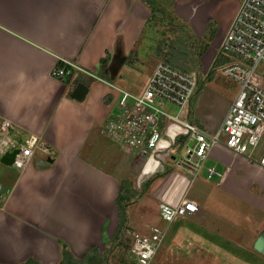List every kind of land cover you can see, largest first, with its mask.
I'll use <instances>...</instances> for the list:
<instances>
[{
  "label": "crops",
  "instance_id": "1",
  "mask_svg": "<svg viewBox=\"0 0 264 264\" xmlns=\"http://www.w3.org/2000/svg\"><path fill=\"white\" fill-rule=\"evenodd\" d=\"M242 2L174 0L173 9L202 39L211 21L219 26L217 33H228ZM150 17L142 0H0V125L8 120L41 136L51 149V154L39 152L24 168L15 166L17 173L11 170L0 179V264H59L62 244L79 261L92 249L106 252L119 228L117 199L123 182L115 172L121 155L106 145L101 127L111 112L109 95L117 77L145 36ZM108 54L112 83L98 78ZM60 61L85 72L82 84L90 88L85 100L72 98L77 86L71 90L54 77ZM207 87L192 102L193 120L216 133L238 94L227 98L222 118L213 119L200 106ZM229 152L215 146L205 164L223 176L218 186L229 192L216 194L224 200H249L264 213V168ZM213 161L225 167L223 172ZM182 189L177 183L162 200H175ZM201 195H188L200 207L190 220L196 225L207 221L190 240L210 246L203 230L221 225L226 235L249 243L250 235L234 232L240 229L222 220L210 198ZM260 233L253 236L254 247L264 243V229Z\"/></svg>",
  "mask_w": 264,
  "mask_h": 264
},
{
  "label": "built area",
  "instance_id": "2",
  "mask_svg": "<svg viewBox=\"0 0 264 264\" xmlns=\"http://www.w3.org/2000/svg\"><path fill=\"white\" fill-rule=\"evenodd\" d=\"M221 48L229 59L223 73L239 83L240 90L216 133L182 119L200 84L196 71L185 72L161 61L143 93L136 95L113 87L109 95L111 112L101 133L119 145L125 157L143 163L146 175L154 174L164 164L175 170V183L183 189L175 200L163 199L159 205L162 219L169 224L199 213V205L188 195L215 146L264 168V154L260 160L248 154L264 137V0H243ZM68 66H57L53 75L58 80L68 78L70 87L85 72L77 65ZM15 150V166L20 169L39 152L51 154L41 136L3 119L0 157ZM208 175L213 178L219 173L211 168ZM150 230L149 235H138L133 241L131 253L136 264H152L167 236V230L159 227Z\"/></svg>",
  "mask_w": 264,
  "mask_h": 264
},
{
  "label": "rangeland",
  "instance_id": "3",
  "mask_svg": "<svg viewBox=\"0 0 264 264\" xmlns=\"http://www.w3.org/2000/svg\"><path fill=\"white\" fill-rule=\"evenodd\" d=\"M169 15L170 13L168 12ZM174 15L176 16V14ZM168 19H171V16ZM175 20L178 21L177 19ZM181 21L186 23L184 19ZM211 22L214 23L216 29L214 38L210 43V45L213 43V47L206 51L204 48L205 52L201 57L203 71L200 82L202 81L203 85H201L200 89L208 87L202 94L200 106L203 111L210 113L213 119H220L227 106V98L231 100L235 97L236 93L238 94L240 84L223 73L229 59L222 51V48L220 47V50H218L217 47L218 42L223 43L226 32L224 30L220 34L219 32L217 33L219 26L214 21ZM186 24L192 29L189 23ZM176 33L178 31L173 26L162 23H157L153 29L148 28V31H146L145 36L137 47L139 54L138 61L134 62L133 65L123 66L117 77L116 88L136 95L143 93L152 77L154 68L159 62L163 61V58H160L155 51L160 47L165 50L167 46L165 40L167 38L168 40L172 39ZM193 36L188 35L191 38ZM207 36L208 33L205 37H202L203 41H198L199 53L202 50L204 38ZM193 38L197 39V37ZM185 46H182L178 50L177 58L188 63L186 61V49L190 48L192 43H190V46ZM215 91L220 95L217 96ZM199 92H196L193 103H195L197 95L199 99L201 94ZM194 105L191 104L187 115L184 113L182 119L188 118L191 122L198 124L193 120ZM221 139L225 140L224 137ZM105 143L111 146L116 154L121 155L115 172L127 188L124 193L125 197L129 201H132V204L128 206L130 217L129 232L121 243L115 244L111 242L108 244L106 252L110 251L111 259L109 263L105 264H136V260L131 253L133 241L138 235H149L152 227L167 230L164 243L152 264H264V251H256L252 240L253 236L264 229V213L256 207H252L248 202L249 200H240L235 197H223L227 198L225 200L220 199L222 197L216 193L229 192L225 188L218 186L220 181L219 176L211 179L208 177V162L204 166L200 177L191 187V198L194 199L197 195L201 194L204 200L210 198L211 203L209 205L213 207L219 216H222V220L240 229L234 232L242 233L244 238L247 234L250 235L249 243L242 240V238L237 239L234 235H226L227 231L221 230V225L217 229L210 231L203 230L207 233V240H209L210 246H201L194 243L190 240L191 236L195 238L196 231L199 229L198 226L205 227L207 221H201L198 223L199 225H196V221L192 222L190 220L191 217H187L169 224L162 219L160 214L159 205L163 196L166 194V191L169 192L176 185L173 166L164 164L159 169L156 168L157 170L154 174L146 175L143 173V163L140 161L133 162L134 158L128 159L125 157L122 154L120 146L116 143H112L108 139ZM248 154L256 160L262 158L264 154V137L258 147L255 149L250 148ZM232 155H230L231 158L233 157ZM210 164L219 168L220 172H223L225 168L222 164L215 161ZM8 167L0 161V179H2L4 174L10 173L11 170L15 173L18 172L15 166ZM210 193L214 194L207 195ZM217 201L221 204H217ZM212 216L214 217L215 214ZM203 236L205 235L203 234Z\"/></svg>",
  "mask_w": 264,
  "mask_h": 264
},
{
  "label": "trees",
  "instance_id": "4",
  "mask_svg": "<svg viewBox=\"0 0 264 264\" xmlns=\"http://www.w3.org/2000/svg\"><path fill=\"white\" fill-rule=\"evenodd\" d=\"M143 4L147 6V8L151 11V17L147 22L146 31H148V28L155 27L157 23H162L164 25H171L174 29H177L178 33L176 35L168 40V38L165 40V43L167 44L165 50L160 47L155 52L158 53L160 58H163L164 62H167L169 64H172L173 66L181 69L185 72H198L200 78L203 71L202 63H201V57L203 53L209 48L211 41L214 38V32H215V25L213 22L210 23L209 29H208V36L204 38L202 50L199 53V45L198 41H203L202 39H196L193 37H196L192 29L187 26L186 23L182 22L181 18H178L175 16V12L173 9L174 0H142ZM168 12L170 15L168 16ZM171 16V19H168ZM177 19L178 21H176ZM188 35L193 36L188 37ZM169 37V36H168ZM190 43H192V46H190ZM190 46V48L186 49V61L180 60L177 58V54L179 53V49L182 48V46L186 47ZM205 48V51H204ZM222 54V53H221ZM139 54L138 50H134L131 52L130 56L128 57L125 65H133L134 62L138 61ZM111 62V56L108 54L107 57L103 58L101 60V71L98 75V78L102 81H105L107 83H112L110 78V70H109V64ZM58 66L68 69V64L64 63L63 61H60L58 63ZM83 73H80L75 82L72 84V88H75L78 84L84 83L85 80L81 77ZM212 75V74H211ZM210 75V76H211ZM62 82L68 83V78H62ZM91 84H89L90 86ZM201 85H203V82L201 81L199 84V87L197 89V92H199L201 89ZM191 115V113H190ZM189 115V116H190ZM184 142V139H181V143ZM126 186L123 183V187L121 190V193L117 199V205L119 208V228L114 235V237L109 241V243H115L119 244L124 239L127 233L129 232V223H130V217L128 212V206L132 204V201H129L127 197H125L124 193L126 191ZM129 198V197H128ZM62 247V260L59 264H105L109 263L111 257H110V251L104 254L100 253L97 249H92L89 253L85 255V258L83 261L76 260L71 252L69 251L68 247L65 244L61 245ZM25 264H39L33 260H30L29 262Z\"/></svg>",
  "mask_w": 264,
  "mask_h": 264
},
{
  "label": "water",
  "instance_id": "5",
  "mask_svg": "<svg viewBox=\"0 0 264 264\" xmlns=\"http://www.w3.org/2000/svg\"><path fill=\"white\" fill-rule=\"evenodd\" d=\"M90 88L85 84H78L75 90L72 93V98L77 101H83L86 99L87 95L89 94ZM18 153V150H15L13 152H8L7 154L3 155L0 158L1 163H3L6 166L13 167L15 166L16 162V155ZM255 249L258 252L264 251V243L261 241H258L255 245Z\"/></svg>",
  "mask_w": 264,
  "mask_h": 264
}]
</instances>
